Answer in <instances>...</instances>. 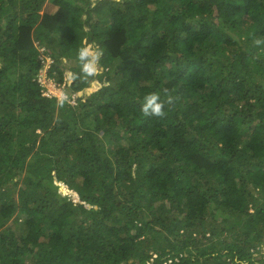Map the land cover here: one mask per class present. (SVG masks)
Returning <instances> with one entry per match:
<instances>
[{
  "label": "trees",
  "instance_id": "obj_1",
  "mask_svg": "<svg viewBox=\"0 0 264 264\" xmlns=\"http://www.w3.org/2000/svg\"><path fill=\"white\" fill-rule=\"evenodd\" d=\"M255 39L264 0H0V264H264Z\"/></svg>",
  "mask_w": 264,
  "mask_h": 264
},
{
  "label": "clouds",
  "instance_id": "obj_2",
  "mask_svg": "<svg viewBox=\"0 0 264 264\" xmlns=\"http://www.w3.org/2000/svg\"><path fill=\"white\" fill-rule=\"evenodd\" d=\"M254 44L256 46L264 45V41L255 39ZM79 59L82 61L83 71L89 75L97 72L96 63L99 59V52H93L89 48H81L79 51ZM166 94V100L161 101L159 94L151 93L145 96L144 103L141 105V111L145 116L162 117L165 115V104L172 105L175 97H173L167 89L164 90Z\"/></svg>",
  "mask_w": 264,
  "mask_h": 264
},
{
  "label": "built area",
  "instance_id": "obj_3",
  "mask_svg": "<svg viewBox=\"0 0 264 264\" xmlns=\"http://www.w3.org/2000/svg\"><path fill=\"white\" fill-rule=\"evenodd\" d=\"M44 51V47L40 48V61L42 63L41 68L38 71V76H37V81L42 85V95L46 96V97H52L55 96L58 99H62V98H69L70 103L75 104L76 103V97L77 94H71L69 97L67 94H63V87L65 85V82L61 83V84H57L53 78L49 77V76H45L41 74V69L43 67H46L49 69L51 66V63L53 62V59L51 56L43 53ZM48 69L46 70L48 72ZM80 94V93H79ZM260 247H258L259 249ZM263 248V247H262ZM254 255H256V252H254ZM156 254L153 253L151 255L150 261H152L153 258H155ZM168 262H170V259H167L165 262H163V264H168Z\"/></svg>",
  "mask_w": 264,
  "mask_h": 264
},
{
  "label": "rangeland",
  "instance_id": "obj_4",
  "mask_svg": "<svg viewBox=\"0 0 264 264\" xmlns=\"http://www.w3.org/2000/svg\"><path fill=\"white\" fill-rule=\"evenodd\" d=\"M52 10H54L55 9V6L54 7H52L51 8ZM51 10V11H52ZM43 10H41V12H42ZM97 52V51H96ZM95 53V52H94ZM64 60V62H66V64H67V66H73V65H75V63H76V61H73V60H70V59H63ZM98 67V65H97V63H96V68ZM48 68H47V66L46 67H43L40 71H41V74L42 75H47L48 76V73H47V70ZM98 69V68H97ZM82 94H85V95H88V93H87V90H83L82 92H81ZM63 94L65 95L66 94V92L65 91H63ZM63 187V184H61V188ZM64 193L65 194H70L71 192L69 191V193L66 191H64ZM5 228H3V230H5L6 228H12V227H14V222H13V219L11 218L7 223H6V225L4 226ZM2 230V231H3ZM260 248L259 249H257V252H256V255H255V257H256V259H259V258H263V260H264V242L259 246ZM263 247V248H262ZM153 254V253H152ZM151 254V255H152ZM169 263V262H168Z\"/></svg>",
  "mask_w": 264,
  "mask_h": 264
},
{
  "label": "water",
  "instance_id": "obj_5",
  "mask_svg": "<svg viewBox=\"0 0 264 264\" xmlns=\"http://www.w3.org/2000/svg\"><path fill=\"white\" fill-rule=\"evenodd\" d=\"M66 191H67V190H66ZM66 191H65V192H66ZM70 194H71V193H70Z\"/></svg>",
  "mask_w": 264,
  "mask_h": 264
}]
</instances>
